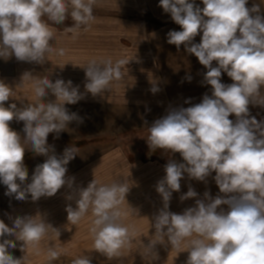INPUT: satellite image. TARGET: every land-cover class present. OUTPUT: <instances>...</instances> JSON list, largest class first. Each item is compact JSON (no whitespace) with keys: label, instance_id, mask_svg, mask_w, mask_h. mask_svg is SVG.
<instances>
[{"label":"clouds","instance_id":"9594fccd","mask_svg":"<svg viewBox=\"0 0 264 264\" xmlns=\"http://www.w3.org/2000/svg\"><path fill=\"white\" fill-rule=\"evenodd\" d=\"M97 0H0V59L14 56L19 62L43 65L48 56H63L64 50L53 48L54 29L48 23L62 24L71 17L73 26L65 29L75 38L81 27L95 19L93 8ZM159 0V7L170 14L180 30L167 33V43L181 46L194 55L206 69L205 93L199 103L173 108L148 126L146 139L150 149L179 153L183 162L170 160L165 175L155 185L162 198V207L152 218L155 241L146 245L154 249L157 243L167 242L179 248L186 240V264H264V118L251 114V106L264 108V15L259 7H247L248 0ZM47 17V21L44 19ZM200 35V42L195 38ZM215 62V66H213ZM126 58L115 63L111 59L98 62L92 59L86 67L85 93L71 80L47 76H33L25 72L23 78L33 80L36 104L6 102L15 96L14 88L0 79V184L6 186L5 195L17 201H39L50 198L64 186L72 188L75 178L68 177L67 165L75 158L76 149L66 147L56 155L48 143L49 134H60L72 122L83 123V117L70 112L66 105H74L86 98L103 96L113 81L123 78ZM226 73L232 83L222 82ZM191 81V77H187ZM155 82L150 92L159 91ZM55 97L43 102V98ZM185 103H191L190 99ZM234 116L235 119H230ZM23 122L24 136L10 127V122ZM25 144L34 155L45 156L28 179L24 163ZM218 186L213 197L205 191L203 199L182 213L170 211L173 192H180L181 180L187 178L205 182L209 176ZM130 186L125 182L111 185L91 181L76 191L75 204H67V221L76 225L91 208L94 220L90 232L93 248L111 259L129 245L135 232L120 223L123 213L120 204ZM199 194L189 186L180 196L184 201ZM74 197L68 195L67 200ZM226 205L227 210L222 206ZM132 212L138 214V209ZM11 218V217H10ZM58 236L60 231L37 213L35 216H16L9 227L0 219V264H23L25 255L15 258L9 249L20 244L21 251L37 245L48 231ZM6 237H14L8 239ZM195 237V238H194ZM60 253L49 249V260ZM158 259L157 253L154 260ZM72 264H92L90 257L76 258Z\"/></svg>","mask_w":264,"mask_h":264},{"label":"rangeland","instance_id":"374dc122","mask_svg":"<svg viewBox=\"0 0 264 264\" xmlns=\"http://www.w3.org/2000/svg\"><path fill=\"white\" fill-rule=\"evenodd\" d=\"M197 4L203 7L201 0ZM159 0H97L93 8L95 19L87 27H81L79 34L66 32L73 26L69 16L62 24L48 23L54 29V49L64 50V55L55 53L48 56L43 65L19 62L14 56L8 60L0 59V79L14 88L15 96L6 102L36 104L33 80L23 78L25 72L33 76H47L53 82L56 79L71 80L85 93L86 67L92 59L98 62L111 59L113 63L121 58L130 61L122 69L124 75L119 81H113L103 96L93 97L86 93V98L74 105H66L70 112H77L83 117V123L72 122L58 139L49 134L48 143L54 146L55 154L62 155L66 147L76 149V156L67 165L68 177H74L73 187H62L55 196L42 197L39 201H17L6 196V186L0 187V219L9 227L16 216H35L41 214L46 222L60 231L58 236L49 230L47 235L35 246H27L21 251L20 244L9 249L15 258L25 255L23 264H72L79 257H90L92 264H186L188 258L186 240L179 248L165 242L157 243L154 249L146 245L155 241L152 226L153 215L163 206L162 198L155 190V185L165 175L164 166L170 161L183 162L179 153L168 150L150 149L147 144L148 126L168 111L178 107H188L199 103L205 93L211 95L210 86L204 84L206 69L194 55L188 54L184 47L177 49L167 43L170 30H180L170 14L164 13L158 6ZM259 7L264 15V0H248L247 7ZM47 21V17L44 18ZM200 42V35L195 38ZM215 66V62H213ZM191 77L189 82L187 77ZM222 82L232 83L226 73H222ZM155 82L159 91L150 92ZM264 96V86L261 88ZM190 99L191 103H185ZM51 94L43 102L54 101ZM251 114L257 119L264 118V108L250 105ZM230 119H235L230 116ZM10 127L21 137L23 122H10ZM82 145H78V144ZM24 163L28 169V179L38 164L46 157L34 155L30 145L25 144ZM212 176L205 182L189 180L187 174L181 180L180 192H173L170 211L182 213L195 206L196 199H203L205 191L215 197L219 194L218 186ZM95 180L99 184L111 185L125 182L130 191L120 204L123 213L120 223L135 232L129 245L118 256L111 259L98 253L93 248V236L90 232L94 216L91 208L76 225L67 221L65 207L75 204L76 191L86 188ZM189 186L199 194L196 198L180 200ZM72 195V200L66 197ZM227 210V206H222ZM138 209V214L132 212ZM11 217V218H10ZM15 239L14 237H6ZM195 238V237H194ZM49 249L60 253L55 260H49ZM157 253L158 259L154 260Z\"/></svg>","mask_w":264,"mask_h":264},{"label":"trees","instance_id":"16d2710c","mask_svg":"<svg viewBox=\"0 0 264 264\" xmlns=\"http://www.w3.org/2000/svg\"><path fill=\"white\" fill-rule=\"evenodd\" d=\"M78 145L80 146V145H82V144L79 143ZM2 186H3V184H0V187H2Z\"/></svg>","mask_w":264,"mask_h":264}]
</instances>
